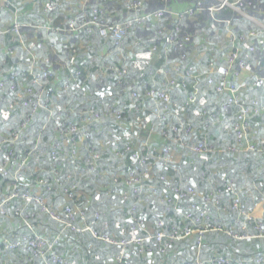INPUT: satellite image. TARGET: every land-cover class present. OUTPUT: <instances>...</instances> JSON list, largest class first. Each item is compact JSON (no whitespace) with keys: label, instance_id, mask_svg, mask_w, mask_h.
I'll return each instance as SVG.
<instances>
[{"label":"trees","instance_id":"16d2710c","mask_svg":"<svg viewBox=\"0 0 264 264\" xmlns=\"http://www.w3.org/2000/svg\"><path fill=\"white\" fill-rule=\"evenodd\" d=\"M34 1L33 9L36 12H31V17L24 19L22 0H10L9 3L0 0V21L9 23L7 27V24L0 26V80L5 78L8 84L0 89V112L10 104L16 106L6 125L11 129L5 128L3 132L8 140L0 143V204L13 193L14 173L19 172L21 175L17 184L21 193L32 191L48 205L55 206L61 214H64L67 203L74 205L75 210L82 209L85 216H77V225H90L103 235L128 239L132 236L135 217L137 221L144 222L142 230L138 232L145 240L140 244H112L90 233H78L64 228L65 225L44 212L41 203L35 200L29 202L20 196L4 205L6 213H0V264H45L32 252L13 249L4 242L5 236L17 240L15 234L31 231L25 223L26 216L23 218L16 214V210L22 208L29 217L33 231L48 241L57 239L56 251L70 264H197V261L218 264L213 262L218 256L232 259L230 264H264L253 261L264 251V233L253 238L235 237L229 233L239 236L247 231L254 235L257 234L255 225L259 219L264 222V112L250 118L248 135L254 148L232 151V146L237 144L234 123L239 107L234 105L224 108L227 93L217 92L215 85L209 84L205 78L211 67L219 70L226 63L231 47L226 24L213 21L207 10L197 12L195 16L180 22L175 31L176 37L180 42L186 32L202 27L207 31V38L184 42L182 48L164 54L161 47L166 35L160 34L159 30H171L178 21L170 17L150 21L131 29L122 42L121 50H116L113 42L99 34L54 33L50 28H64L71 18L87 19L91 15V8L96 5H103L106 17L115 22L133 16L132 11L126 10L125 17L115 16L107 9L109 2L93 0L87 4L83 14L79 5L81 0H71V5L74 4L77 9L67 16L69 12L64 15L57 13L58 2L55 0ZM170 1L173 5L175 0ZM183 1L190 5L195 0ZM202 1L208 4L216 0ZM48 3L52 4V9L48 10ZM161 5L160 0H145V10ZM242 9L264 23V19L256 13L259 10L264 13V0H251V5L246 4ZM228 16L233 17L236 31L248 33L261 27L238 11ZM16 19L27 24L23 30L24 41L11 31ZM210 24L217 29L216 35L211 32ZM210 32L212 36L209 38ZM28 33H35L40 47H32L31 43L25 42ZM155 44L159 50L157 54L152 53L149 64L136 60L134 52L139 54L148 48L151 52ZM203 44L206 46L203 47ZM239 45L237 41L236 46ZM193 48L200 51L198 54L202 53L199 58L192 55ZM203 49L207 56H204ZM241 55L251 72L264 76V52L258 50L251 54L243 49ZM33 56H36L35 63L38 64L45 59L50 60L53 78L45 79L40 84L32 82L34 77L29 70L34 65ZM143 65L146 66L144 77L142 71L140 75L145 84L138 81L127 90L125 85L128 76L133 69H142ZM175 65H178L180 74L191 72L203 76L199 80V92L193 104H187V100L194 92V81L188 78L183 86L180 76L171 74ZM161 66L168 67L169 77L157 72ZM38 68L35 73L39 71ZM16 69H20L22 75L11 82L10 74ZM77 70L80 77L75 78ZM119 71H123V75ZM91 73L98 74L102 79H89ZM170 78L177 80V84L174 82L173 86L169 85L172 101L167 107L156 110V103L147 92L154 84L158 89L166 87ZM214 78L217 80L218 74H214ZM65 82H69L68 90L63 88ZM75 83H79V86L73 87ZM42 88L44 90L41 92ZM133 89L138 92L137 96L132 95ZM119 90H127L124 91L125 98L121 97ZM36 96L50 99L49 110L32 111L34 103L28 101ZM254 99L264 104L262 86L245 91V103H251ZM92 107L101 113L102 119L82 124L81 116ZM136 107L139 111H136ZM117 108L123 111L120 119L112 114ZM28 114H31L30 118L22 127ZM182 118L194 128L189 141H180L179 134L173 130V125L182 129ZM70 121L78 123L81 131L86 129L89 133L86 141L79 142L76 147L64 134L66 131L62 130L69 126ZM129 124L139 125L140 141L131 138L123 142L112 137L111 126L118 129L126 128ZM13 131H16L18 139L10 136ZM203 140L206 141L205 151L193 152L192 147ZM145 144L151 147L150 152L142 150L141 146ZM127 146L132 149L119 157L117 152ZM90 148L99 153V160L90 156ZM164 148H168V153H164ZM12 149L14 154L7 165L9 172L5 174V160ZM53 151H56L54 159ZM152 151H159L166 164L155 163ZM133 153L138 154V157L133 158ZM126 162L128 165L138 163L143 170L151 167L139 196L129 195L125 198L121 193L111 191L113 187L119 186L114 178ZM20 165L24 166L20 168ZM54 167L58 174L54 172ZM38 179L49 182L39 183ZM71 185H76L77 189L74 198L69 200L64 186ZM191 186L195 190L194 196L178 202L174 199L173 188L186 190ZM191 203L198 207V210L192 211L197 219H189L185 215ZM261 203L263 214L258 218L255 214L257 204ZM179 207L181 211H178ZM199 210L211 216L209 221L214 227L222 228L206 231L200 237V244L197 243L195 232L190 236H182L181 233L185 228L194 231L198 224L207 223L198 213ZM97 212L100 213L98 217ZM246 212L254 213L255 217L248 218ZM106 221L108 226L104 225ZM159 221H163V225ZM173 231L179 236L168 246L166 236ZM159 232L166 234L162 240L156 238Z\"/></svg>","mask_w":264,"mask_h":264},{"label":"built area","instance_id":"2783aa9c","mask_svg":"<svg viewBox=\"0 0 264 264\" xmlns=\"http://www.w3.org/2000/svg\"><path fill=\"white\" fill-rule=\"evenodd\" d=\"M7 3L10 2V0H5ZM93 0H81L80 9L82 10L81 13H85L86 6L88 3H90ZM121 2H124L126 6V10L132 11L134 13L133 16L122 20V21H110L106 17V9L103 5H96L91 8V15L87 19H80L79 18H71L66 23V26L64 28L62 27H53L50 28L54 33L68 31L75 34V32H84L87 34H99L102 38L108 39L111 42L115 44L116 50H121V45L125 37L128 35L131 29L138 26H143L145 23L150 21H159L162 19H166L167 17L170 18H176L177 23L176 26L173 29L165 30L164 28H161L159 30L160 34L166 35L164 45L161 47L164 54L173 53V50H177L178 48H182L184 42H190L195 39H206L207 38V31H205L202 27H196L195 29L186 32L183 35L182 41H178L175 31L179 28L180 22H182L185 18H190L195 16L197 12L207 10L210 12V16L215 22H224L226 24V31H227V39L230 44V51L229 54L226 57V63L225 65L217 70L214 67L210 68V71L205 76L207 78V81L211 85H215L216 91L219 93H227V101L224 103V108H230L234 105H237L239 108L236 112V120L234 123V130L237 135V144L235 146H232V151H240V150H250L254 148V144L249 139L248 130L250 129V118L253 116H258L263 114L264 112V104L259 102L258 99H254L251 101V103H245L243 101V97L245 94V91L252 87H259L262 86L264 88V76L260 74L253 73L249 71V68L247 66V61L245 58L242 57V50L245 49L249 53H256L258 50L264 52V25L261 23H258L261 27L258 29H252L248 33L242 32V31H236L235 26H233V19L232 17L228 16H220V14L227 12V9H231L232 12H241V8H243L246 4L251 5V0H216L212 1L208 4H205L202 0H195L193 1V4L187 5L183 9L175 10L172 7L170 0H160L162 2V5L159 7L151 8L150 10H145V0H119ZM173 1V0H172ZM95 2V0H94ZM49 9H52V4L48 3L46 5ZM27 26L26 23H21L18 19H16L12 25L11 31L14 35L20 36L21 40L24 41L23 37V30ZM39 28V27H37ZM37 32H40V29H37ZM237 41L240 42L239 47L236 46ZM157 44L153 45L151 48V54L155 53L157 54L159 47L157 48ZM259 46V48H257ZM110 53H113L111 51ZM183 55V54H182ZM185 55H183L184 57ZM245 57V56H244ZM34 65L30 67L29 73L32 74L34 78H32V82L34 84L39 83L45 79L53 78V70L50 69L49 64L51 63L49 59H45L44 61H40V63L37 62L36 56H33ZM67 65V63H66ZM40 66V67H39ZM55 66V65H54ZM39 67V68H38ZM115 66H113L114 68ZM36 68L39 69L37 73L34 71ZM43 68V69H41ZM41 69V70H40ZM118 69V67H116ZM126 70V68H125ZM127 71V70H126ZM22 71L20 69L14 70L10 74V81L13 82L14 79L18 78ZM160 74H164L165 76L169 77V69L167 66H161L159 70L157 71ZM123 71H119L120 75H123ZM177 73L180 76V83L185 86L186 85V79L190 78L194 81V92L189 96L187 100V104H193L197 100V94L199 92V80L202 78V75H193L191 72H184L180 74V70L178 65H175L173 67V70L171 71V74ZM214 74H218V79L215 80ZM75 78L80 77L79 70L76 71ZM89 79H97L101 80L102 77H98V74L91 73L89 76ZM168 85L166 83V87L162 89H158L156 87V84L151 86L147 94L149 97L153 98L156 103V110L160 108H165L168 106V104L172 101L171 98V89L169 88V85L174 84L177 80L175 78H170L168 81ZM79 83L73 84L74 86ZM8 86L5 78L0 80V89H2L5 86ZM70 87L69 82H65L63 84V88L65 90H68ZM53 89V88H51ZM44 89H41V92ZM30 92V89L28 90ZM138 92L133 89L132 95L137 96ZM161 101V103H160ZM28 102H33V109L32 111H38L39 109H48L49 110V102L50 99L46 98L43 99L39 96L31 98ZM26 104V102H25ZM16 106L14 104H10L8 108L0 112V143L6 142L8 140L7 137L3 134L7 122L9 121L11 117V111L15 110ZM136 111H139V108L136 107ZM123 111L119 108L114 109L112 111V114L119 119L121 118V114ZM31 114L27 115V119L25 122L22 123V127L25 126L26 122L29 120ZM160 118V116H159ZM98 119H102L101 113H99L94 107H92L89 112L85 113L81 116L80 121L82 124H88L93 121H96ZM139 116L137 117V120H139ZM212 120H210L211 122ZM69 126H66V128H63L62 130H65L64 134L68 136L69 142L73 144L74 147L78 146L79 142H85L86 139L89 137V133L86 129L81 131V126L78 125V123H74L70 121L68 123ZM181 127L177 125H173V130L179 134V140H185L189 141L191 137L192 132H194V128L192 124L187 123L183 118L181 119ZM184 128V129H183ZM7 129H11L10 127ZM186 129V130H185ZM184 135L186 136L184 138ZM10 136L14 139H18L16 131L11 132ZM188 143V142H186ZM56 146L59 144H55ZM205 145L206 141L203 140L197 145H194L192 147L193 152H203L205 151ZM243 148H240V147ZM143 151L150 152L151 150L148 146V144H145L144 146H141ZM132 149L131 146H127L124 150L118 151L117 155L119 157L125 156V154L128 153V151ZM74 153L75 150L73 149ZM164 153H168V148H164ZM90 153V156L95 159L99 160L100 155L99 153L93 149L90 148L88 150ZM14 154V150L12 149L9 154L7 155V158L5 160L4 170L5 174L9 172L7 165L10 162V157ZM56 151L52 152V158L55 157ZM152 156L156 158L154 161L155 163L158 161L162 165L166 164V161H164V157L161 156L160 152H153ZM133 158L138 157V154L133 153ZM144 162V161H143ZM24 165H20V168H22ZM54 166V165H53ZM94 168V166L92 167ZM151 167L145 168L143 170L142 166L140 164H133L128 165L126 162L120 169V172L117 176L114 178V182L119 183V186L113 187V190H111L113 193L119 192L121 193L125 198L129 197V195L139 196L141 194V191L143 189V182L146 180L149 176ZM54 172L58 174V170L54 167ZM20 173L15 172L14 173V180L13 183V193H11L8 198L3 200V204H0V213L4 214L6 213L4 205L9 204L10 200L14 197H23L27 201L31 202L32 200H35L36 202H39L42 204V210L46 213H48L53 219L57 220L58 222H61L64 226V228H70L78 233L81 234H87L90 233L92 236L101 238L105 240L106 242L112 243V244H122L127 245L130 243L133 244H140L145 240L144 237L140 235V232H138L139 229L142 230L143 228V221H137L135 217H133V223H132V236L128 239H119V238H113L110 235L107 234H101L95 227L86 225V226H79L76 224L77 216H85V213L82 209L75 210L74 205L67 203L65 205L64 214H61L60 211L55 206H50L47 203L44 202L43 198L35 193L31 192H25L21 193L18 188V181L20 178ZM146 178V179H145ZM39 183H47L44 179H38ZM60 185H62V182H60ZM65 187V194L67 195V198L69 200L74 198V191L77 189L76 185H71L70 187ZM172 192H174V199L177 200V202L183 198L191 197L195 195L194 188L188 187L186 190L182 189L181 187L173 188ZM134 193V194H133ZM135 208V205L132 207ZM188 210L186 211L185 215L189 219H197L192 214V211L198 210V207L196 204L191 203L188 205ZM182 208L179 207L178 211H181ZM244 211V210H243ZM200 216L204 217L207 221L205 225L198 224V228L194 229V231L186 230V228L181 232L182 236H190L193 234L192 232H195L197 235V243L200 244V237L203 236V234L206 231L209 230H219L222 228H219V226L214 227V224L209 221L211 219V216L204 210H199ZM16 214L18 216H21L24 218V215L26 216V225L29 226L30 232L20 234L17 233L14 235V238L17 240L10 239L8 236H5L4 242L8 244L13 249H21L23 251H29L35 254L36 256L40 257L45 264H70V262L62 257L57 251H56V244L58 242L57 239H54L52 241H48L44 237L36 234L33 231V226L30 225L29 217L25 214L24 209H17ZM133 214V212H132ZM248 218H251L254 216V213L246 212ZM100 215L99 212L96 213V217ZM200 218V217H199ZM75 222V223H74ZM163 221H159L160 225H163ZM104 225L108 226V222L106 221ZM256 226V232L257 234L250 235L245 231L241 235L234 234L233 232H229L231 235L235 237L240 238H253V237H260L264 233V222L259 219V223ZM247 230V228L245 229ZM166 234L164 232H159L156 235L157 240H162ZM179 235H177L176 232H171L169 236H166L167 242L166 244L169 246L170 243H172ZM23 240V242H22ZM232 259L224 257V256H218L214 258V263L218 264H230ZM253 261L257 263H264V251L257 255L255 259L253 258ZM197 264H202L200 261H197Z\"/></svg>","mask_w":264,"mask_h":264},{"label":"rangeland","instance_id":"374dc122","mask_svg":"<svg viewBox=\"0 0 264 264\" xmlns=\"http://www.w3.org/2000/svg\"><path fill=\"white\" fill-rule=\"evenodd\" d=\"M69 1H70V3L66 2V4H65L66 6H61V9H60L59 5L57 7L58 10H61L63 12L68 11L69 13H67V16H69L70 14H72V13H74L76 11L74 8H69V5H71V3H72L71 0H69ZM153 4H154V1L152 2V5ZM108 8L109 7H107V9ZM120 10L122 11V7L116 6L113 9H109V13L113 14L115 16H118V15H120ZM226 11L227 12H225L226 13L225 16H228L229 14H232V15L236 14V12H232L231 9H227ZM240 13H243L244 15H247L252 21L256 22L257 24L261 23V24L264 25V23L261 20H259L258 18L254 17L252 15L250 16V15L246 14V12L242 8H241V12ZM256 13H257L258 17H262L264 19V13L261 10L256 11ZM159 23H162V21L159 22ZM207 23H210V21H208ZM232 23H233V26H235V22L232 21ZM209 27L212 28L211 32L213 33L214 26L212 24H210ZM211 32L209 34V38L212 36ZM145 50H146V52L139 53L140 56L145 58L143 61H140V62H145L146 64H149V62H151V59H152L153 55L149 51V48L145 49ZM203 51H204V53H203L204 56H207V54H206L204 49H203ZM127 60H128V58H127ZM130 63L134 64L132 60H130ZM135 68L137 69V67H135ZM145 68H146V66L144 67V65H143L142 69H139V70H134L133 69L132 70V73L130 74V76H128L127 81H126L125 87H127V90H128V88L134 86L136 84V82H138V81L143 83V84H145V80L143 79V77H144V69ZM140 71H142L143 77L140 75ZM140 87L143 88L142 85H140ZM127 90H119L118 92L121 95V97L125 98L124 94L126 95V92H124V91H127ZM147 122H148V120H147ZM110 129L112 130V137H115L117 141L125 142V141L131 140V138L135 139L134 141H140V139H138L139 135L141 133L139 125L129 124L126 128H118V129H116V127L111 126ZM263 203H261V204H263ZM255 216L259 218L262 215H259L257 213V211H256Z\"/></svg>","mask_w":264,"mask_h":264},{"label":"crops","instance_id":"0c3cea01","mask_svg":"<svg viewBox=\"0 0 264 264\" xmlns=\"http://www.w3.org/2000/svg\"><path fill=\"white\" fill-rule=\"evenodd\" d=\"M55 1H57L58 2V5H59V7H60V9H61V6H66L65 4H66V2H68V3H70V1L69 0H55ZM105 2H109V6H107V7H109V9H113L114 7H116V6H119V7H122V11L120 10V15L119 16H124L125 17V15H127V11H126V6H125V4H124V2H121V1H119V0H105ZM33 3H35V1L34 0H22V4H23V7H24V10H23V12H24V15H22V17L24 18V19H28V18H30L31 17V12L33 13V11L34 12H36L34 9H33ZM80 3H81V1H80ZM123 5V6H122ZM186 5H187V3H184V1L183 0H175L174 1V3H173V5H172V7L175 9V10H179V9H183V8H185L186 7ZM69 8H75V10L77 9L76 7H74V4H72V5H69ZM65 12H68V11H65ZM65 12H63V11H61V10H57V13L58 14H60V15H64L65 14ZM62 13V14H61ZM247 16V15H246ZM28 17V18H27ZM248 17V16H247ZM7 23H2L1 21H0V26L1 25H6ZM9 24V23H8ZM8 24L5 26V27H7L8 26ZM4 27V28H5ZM27 33V32H26ZM213 33H214V35H216L217 34V29L216 28H214L213 29ZM25 42L26 43H31L32 44V47H34V45H37V47H40L41 45H40V41H39V39L36 37V35H35V33L34 34H32V33H28V34H26V36H25ZM34 44H33V43ZM225 47H226V45L225 44H223ZM203 47H205L206 45L205 44H203L202 45ZM207 47H209V46H207ZM193 56H195V58L197 57V58H199V56L202 54H198L200 51L198 50V49H196V48H193ZM134 55H137V57H136V60L137 61H143L145 58L144 57H142V56H140V54H137L136 52H134ZM249 71H251L250 69H249ZM258 206H257V213L259 214V215H262L263 214V208H262V204H257Z\"/></svg>","mask_w":264,"mask_h":264}]
</instances>
